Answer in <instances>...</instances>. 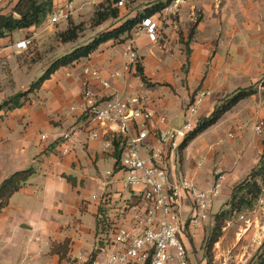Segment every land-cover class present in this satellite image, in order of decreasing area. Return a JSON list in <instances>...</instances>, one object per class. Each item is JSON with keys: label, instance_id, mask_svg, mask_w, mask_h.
Masks as SVG:
<instances>
[{"label": "crops", "instance_id": "obj_1", "mask_svg": "<svg viewBox=\"0 0 264 264\" xmlns=\"http://www.w3.org/2000/svg\"><path fill=\"white\" fill-rule=\"evenodd\" d=\"M17 1L0 0V14H9ZM68 1L75 8L71 16L75 23L90 18L94 7L102 2L52 0V9ZM239 1L242 0H236ZM209 4L203 5L202 18L188 44V55L181 38L188 40L186 26L192 14L189 5H184L179 24L165 29V43L156 42L158 20L154 42L136 27L125 41H108L90 57L56 70L40 89L28 95L21 107L0 110V184L17 171L35 169L27 184L0 210V264H84L95 251L98 216L113 224L129 226L136 211L126 206H142L138 196L141 188L126 186L124 173L116 168L111 136L99 130L97 139L89 137L93 127L80 108L85 87L99 91L103 99L111 96L129 100L138 96L141 105L155 112L146 122L150 134L141 155L147 158V149L155 142L153 132L179 128L183 108L197 91L210 93L200 106L199 122L208 118L221 100L236 89L258 84L264 76V13L236 16V28L232 30L226 24L229 18L226 7L218 13L210 10ZM53 34L47 17L39 26L16 30L0 38V65H7L10 70L11 89L18 80L21 91H25L30 85L26 77L33 73L36 78L38 71L43 74L57 58L32 67L22 58L25 49L16 48V44L28 38L41 45ZM127 45L138 52L141 63L137 67L142 68L144 81L139 75L111 78L106 74L107 69L120 68L127 61ZM93 68L108 79L110 89L103 90L90 79L86 70ZM5 76L0 68V81ZM0 97L4 101V94ZM260 120L264 122V91L258 90L177 153L170 148L164 151V165L173 182L185 176L207 189L217 175L221 177V191L211 203L208 219L189 226L180 237L187 251L191 247L188 236L198 238L203 234L204 227L212 223L216 206L225 203L233 186L256 166L264 148V129L260 134L254 130ZM109 128L112 135H119L117 124H110ZM230 132L233 138L227 137ZM107 171L112 174L107 176ZM93 195L105 196L106 202L101 204ZM181 195L180 214L188 221L192 211L187 198ZM65 240L69 245V260L51 253L53 244Z\"/></svg>", "mask_w": 264, "mask_h": 264}, {"label": "built area", "instance_id": "obj_2", "mask_svg": "<svg viewBox=\"0 0 264 264\" xmlns=\"http://www.w3.org/2000/svg\"><path fill=\"white\" fill-rule=\"evenodd\" d=\"M131 1L117 0L115 5L124 7ZM74 10L72 1L52 9L48 16L49 24L66 22ZM156 21L147 18L138 26L152 42L157 39ZM29 43L30 39H23L16 44V48H25ZM126 55L127 61L120 68L107 69V76L120 78L134 74L138 52L127 45ZM86 73L101 89H110V82L99 70L87 69ZM209 94L204 90L195 93L183 108V122L179 128L153 132L155 142L148 147V157L144 158L141 151L150 134L146 122L155 112L141 105L142 100L138 96L129 100L111 96L103 99L99 91H92L88 87L83 89L80 108L87 123L93 127L89 137L97 139L99 130H105V134L113 140L122 139L119 141L121 154L116 168L124 173L126 186L141 188L138 196L142 201L141 207L126 206L136 211L129 226L113 224L102 215L98 216L95 257L89 264H187V250L180 237L189 226L199 225L208 219L211 203L221 191V177L217 175L207 189L200 188L192 178L185 176L173 182L164 165V151L169 148L176 153L179 151L182 141L197 126L200 106ZM113 123L118 125L119 135H112L109 131V125ZM263 129L264 122L261 120L254 125L257 134L262 133ZM227 137L233 138L234 134L230 132ZM111 174V171L106 172L107 176ZM181 193L189 201L192 211L188 221L183 220L180 214ZM93 198L101 204L106 202L105 196L93 195Z\"/></svg>", "mask_w": 264, "mask_h": 264}, {"label": "trees", "instance_id": "obj_3", "mask_svg": "<svg viewBox=\"0 0 264 264\" xmlns=\"http://www.w3.org/2000/svg\"><path fill=\"white\" fill-rule=\"evenodd\" d=\"M173 1L174 0H166L164 3L157 2L142 11H137L133 16H130L132 13L130 12L124 17H122L121 9L125 10L129 4L124 7H117L115 5L117 0H105V2H100L95 7L90 23L93 26H100L109 20H117L119 21L118 25L100 32L82 44L76 43L70 51L57 57L46 68L41 77L37 81L32 82L25 91H20L2 101V103H0V110H13L21 107L27 100L28 95L40 89L42 83L49 79L56 70L61 67L72 65L81 59L90 57L101 45L108 41H125L130 37L131 32L141 25L144 19H157L155 18V15L168 7ZM51 11L52 0H18L9 14H0V38L7 37L16 30L41 25L47 19ZM79 28V24L75 25L69 23L68 28L58 33L59 41L63 44L76 42ZM193 33L194 28L192 27L189 31L188 40H191ZM137 75H139L143 81L145 80L140 66L137 67ZM258 85L264 91V77L260 80ZM257 91V85L247 88H238L233 93L224 97L208 118L198 122L195 129L182 141L180 149L186 147L189 142L195 139L199 134L217 123L226 112L230 111L241 100L256 94ZM120 140H113L115 146L116 166L121 154V148L119 147ZM34 174L35 169L30 167L13 173L0 184V210L7 206L10 197L20 188L25 186ZM67 180L73 182L71 177H67ZM262 184L264 185V148L256 166L250 171L248 176L243 181L233 186L230 197L225 203V206H228L229 208L221 210L215 214L214 226L203 240L207 257L206 264H213L211 251L213 245L222 235V227L224 226L225 221L230 218L234 212H239L243 208H252L262 193ZM68 251L69 245L67 240L60 244H53L51 247V253L57 254L61 260H69L67 257ZM94 257L95 253H91L89 261L84 264H89Z\"/></svg>", "mask_w": 264, "mask_h": 264}, {"label": "rangeland", "instance_id": "obj_4", "mask_svg": "<svg viewBox=\"0 0 264 264\" xmlns=\"http://www.w3.org/2000/svg\"><path fill=\"white\" fill-rule=\"evenodd\" d=\"M103 1L105 2V0H102V2ZM165 1L166 0H132L129 3V6L125 10L121 9L122 17H124L127 13L130 12L135 13L137 11H142L143 9L150 7L151 5L157 2L164 3ZM207 1H209V3L211 1L213 4L212 3L209 4ZM225 1H227L226 5H225ZM205 4H209L211 8L210 10H217L218 13L226 7L227 10L225 12L228 13V17H229L226 24L228 25V29H232V30L236 28V24H237L236 16H240L241 14H245V13L248 14L264 13V0H242L239 1L238 3L236 2V0H174L168 7H166L160 13L155 15V18H157L155 20H158L160 22V30L156 42L157 43L161 42L160 44L165 43L164 41L167 38L166 34L164 33L165 29L168 28L170 25L179 24L180 9L184 5L185 6L189 5L190 14H192L190 20L188 21V26H186V28H188V31H190L192 27L195 29L197 23L202 18L201 17L202 9H203V5L205 6ZM205 8L206 10H208V7ZM71 16L66 21L67 23H59L52 25L49 24L48 22V27L51 29V31H53L54 34L52 35V37L43 40L41 45L38 44L36 40H34L30 42L27 45V47L22 48L25 49L24 54H22L24 63L31 64L33 65L32 67H34V65L39 66L38 63L45 64L48 60L54 57H59L65 54L66 52L70 51L76 45V43L82 44L90 40L93 36L99 34L100 32H103L104 30L111 28L112 26H114L119 22L117 20L116 21L109 20L100 26H93L90 23L92 16L90 18H87L86 19L87 21L85 20L79 23L73 22L71 20L72 19ZM69 23L80 25V28L78 29V38L76 42L63 44L59 41L58 33L60 32V29H63L64 27L68 28ZM181 41L184 46L183 50L188 55L189 53L188 44L190 40H187L185 42L184 38H181ZM57 42H60L61 45H58ZM138 63L140 64L141 62L138 61ZM0 68L6 75L5 78L0 81V91L3 90V93H0V96L4 94L3 100H5L8 98V95L16 94L20 92L21 84L20 81L17 80L14 87H12L11 89L9 83H11L13 86V80L11 79V74L8 66L1 64ZM38 72L39 75L36 78L33 76V73H31L26 77V80L29 78L30 84L32 82L37 81L42 75L40 71ZM136 75H137V65L132 77H135ZM263 77L260 80H262ZM26 80L25 78L23 79V82H25V84H26ZM256 85L258 90L263 91V89L258 84ZM0 103H2V100L0 101ZM261 189H262V193L254 203L252 208L250 209L243 208L239 212H234L230 216V218H228L225 221L224 226L222 227V235L219 237L218 241L213 245L211 251L213 256V261H212L213 264H264V185L263 184L261 186ZM92 194L93 193L91 192L89 196H91ZM225 203H221L216 206L215 208V210L217 211L216 213L220 212L221 210H226L229 208L228 206H225ZM214 217L215 214H212V220H210V222L212 223H210L207 227H204L203 234L200 237L191 238L190 235L188 234L189 235L188 239L190 241L191 247H189L187 251L188 254L186 261L187 264L207 263L206 251L203 245V240L210 233V231L214 226V220H215ZM88 261L89 258L84 263H87Z\"/></svg>", "mask_w": 264, "mask_h": 264}]
</instances>
